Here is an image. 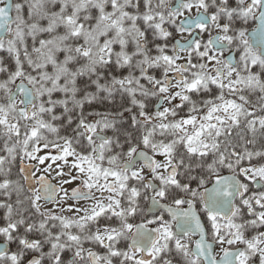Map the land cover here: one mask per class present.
Segmentation results:
<instances>
[{
  "label": "snow or ice",
  "instance_id": "obj_1",
  "mask_svg": "<svg viewBox=\"0 0 264 264\" xmlns=\"http://www.w3.org/2000/svg\"><path fill=\"white\" fill-rule=\"evenodd\" d=\"M0 264H264V0H0Z\"/></svg>",
  "mask_w": 264,
  "mask_h": 264
}]
</instances>
